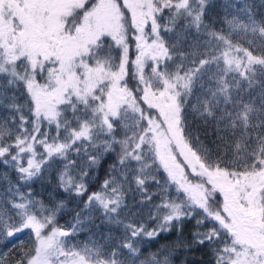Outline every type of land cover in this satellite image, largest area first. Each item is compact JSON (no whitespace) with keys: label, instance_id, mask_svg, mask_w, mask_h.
<instances>
[{"label":"snow or ice","instance_id":"snow-or-ice-1","mask_svg":"<svg viewBox=\"0 0 264 264\" xmlns=\"http://www.w3.org/2000/svg\"><path fill=\"white\" fill-rule=\"evenodd\" d=\"M214 7L0 0V243L30 237L0 264H169L144 243L194 216L213 264H264V0Z\"/></svg>","mask_w":264,"mask_h":264},{"label":"trees","instance_id":"trees-1","mask_svg":"<svg viewBox=\"0 0 264 264\" xmlns=\"http://www.w3.org/2000/svg\"><path fill=\"white\" fill-rule=\"evenodd\" d=\"M220 2L221 0H214L215 7L210 10V15L219 19L222 13L220 12ZM259 3V0H256ZM264 11V10H261ZM219 26V25H217ZM191 121V117L189 118ZM192 127L198 129V134L200 135L201 140L206 144L211 146V141L215 139V130L214 126L211 123L205 125L202 121L196 120L191 121ZM113 157L106 158L104 165L99 169L97 174V184L102 181L105 176L107 165L112 163ZM8 173L9 178L15 182L16 174L10 169L5 168L3 165H0V174ZM55 179H52L49 182L47 179L40 180L37 179L32 182L31 190L37 198H43L47 200L50 194L55 193ZM6 185L0 183V193L5 190ZM28 186L22 188V191H27ZM94 190V189H92ZM152 190H155V186H152ZM59 195V193H55ZM138 200L139 197H136ZM128 203L134 205L135 201L129 198ZM72 205H70L71 207ZM95 224H99L100 227L97 229L95 226L90 228H85L84 231H81L75 241L77 242H86L89 239L98 237L99 233L107 231V226L100 224L99 214L96 213ZM146 215V214H145ZM72 214L63 215L60 218L61 224H64L66 221H71ZM199 219L198 216H194L191 219H184L181 222L179 229L174 225L171 231L163 232L155 240L150 242H145L142 247L141 258L147 257L153 253H161V255H167L169 257V264H213V255L212 251L208 245H197L193 240V234L196 231H206L208 225L198 226L196 220ZM29 235L22 234L10 243H0V252H6L8 248L12 247V244L15 243L17 248L19 247V241L22 240L26 245L29 242ZM15 251V249L13 250Z\"/></svg>","mask_w":264,"mask_h":264}]
</instances>
